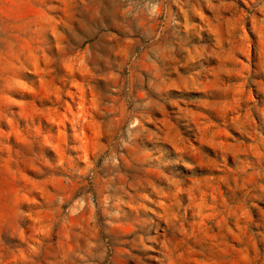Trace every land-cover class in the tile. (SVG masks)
<instances>
[{
  "label": "rangeland",
  "instance_id": "1",
  "mask_svg": "<svg viewBox=\"0 0 264 264\" xmlns=\"http://www.w3.org/2000/svg\"><path fill=\"white\" fill-rule=\"evenodd\" d=\"M0 264H264V0H0Z\"/></svg>",
  "mask_w": 264,
  "mask_h": 264
}]
</instances>
